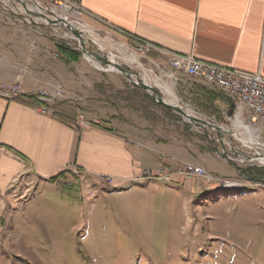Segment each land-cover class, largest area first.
Masks as SVG:
<instances>
[{
	"label": "rangeland",
	"instance_id": "374dc122",
	"mask_svg": "<svg viewBox=\"0 0 264 264\" xmlns=\"http://www.w3.org/2000/svg\"><path fill=\"white\" fill-rule=\"evenodd\" d=\"M56 41L55 109L63 104L69 108L76 131L78 113L99 120L100 128L110 131L100 116L129 127L132 121H151L160 142L170 137L171 145L180 147L183 141L182 149L188 152L150 154L156 166L141 175L148 181L128 187L112 188L117 180L111 175L90 174L94 186L76 183L77 176L71 173L65 182L77 187L68 198L58 188L54 191L50 182L35 184L23 198L18 192L13 205L8 202L13 198H3L0 264H264V164L260 161L264 151L240 142L254 140L246 129L242 131L241 122L230 116L221 126L220 113L213 112L215 124L230 133L221 136L223 143L209 141L204 129L156 105L122 74L109 71L112 66L100 70L99 62L87 60L81 49L73 50L76 40ZM58 47L80 52L78 61H67ZM116 56L123 69L139 72L146 83L162 91L165 101L185 109V94L179 96L178 83L171 80L164 63L144 58L131 63L126 51ZM260 128L253 134L264 145ZM196 149L205 153L199 160L202 166L191 163ZM187 165L201 167L206 174L186 176L182 172Z\"/></svg>",
	"mask_w": 264,
	"mask_h": 264
},
{
	"label": "crops",
	"instance_id": "0c3cea01",
	"mask_svg": "<svg viewBox=\"0 0 264 264\" xmlns=\"http://www.w3.org/2000/svg\"><path fill=\"white\" fill-rule=\"evenodd\" d=\"M80 3L118 29L157 47L220 67L250 74L260 72L264 77V0H80ZM88 23L98 26L94 21ZM45 31L37 23L28 24L22 16L0 7V84L20 82L26 95L38 89L55 92V42ZM176 88L180 97L185 94L187 104L183 108L189 112L198 110L199 113L193 114L204 121L215 124L212 114L218 111V124L223 126L234 115L232 101L214 86L182 78ZM176 88L173 87L174 91ZM59 106L60 115L73 119L65 104ZM99 119L113 131L99 128L79 132L30 106L0 99V200L13 198L8 200L13 205L18 192L22 191L19 198H23L35 184L45 186L47 182L56 191L57 183L62 181L59 176L65 172L75 174L76 183L94 186L90 174L111 175L118 185L112 188L128 187L148 181L141 175L143 170L156 166L150 154L188 152L182 149L183 141L179 142L180 147L172 146L170 137L160 142L151 121L142 124L132 121L129 127L126 123L108 121L105 116ZM214 136L212 132L209 136L205 133L209 141L219 139ZM194 152L191 163L202 166L200 161L205 153L198 149Z\"/></svg>",
	"mask_w": 264,
	"mask_h": 264
},
{
	"label": "built area",
	"instance_id": "2783aa9c",
	"mask_svg": "<svg viewBox=\"0 0 264 264\" xmlns=\"http://www.w3.org/2000/svg\"><path fill=\"white\" fill-rule=\"evenodd\" d=\"M0 7L5 11L22 16L28 24L35 22L47 29L48 32L45 31V34L49 33L54 42L57 39L58 41L76 40L78 45L71 46L73 50L81 48L78 39L68 27L77 31L84 39L87 52L92 53H85L86 59L92 63L99 62L98 67L100 70L105 71L109 68V66L105 68L106 65L101 64L100 60L115 61L118 58L116 55L119 51H126L130 53L133 59L131 63H136L141 58L152 63H164L167 74L174 83H178L182 78H185L214 86L232 101L234 106L233 117L235 120L237 119L236 122L240 121L243 124L244 128L240 127L243 132L246 127H249L257 135L255 132H259L260 127V130L264 129V77L260 72L245 73L232 68L202 62L191 55H181L167 51L128 34L92 14L81 5L80 0H0ZM88 20L96 22L98 26L89 24ZM61 28L63 32L60 35ZM152 54H156L159 60L150 59ZM53 57L57 58L58 53H53ZM138 66L140 65L138 64ZM136 74L145 82L139 72ZM26 96L32 97L37 102L33 109L39 114L44 116L55 114V92L51 93L45 89H38L33 94L26 95L20 82L14 85L0 84V99L16 102ZM74 124L79 131L100 128L99 120L89 117L86 113H78ZM254 134L253 137H256ZM248 139L241 138L240 142L245 146L251 145L264 151V145L258 141V137H256L257 144L254 145L249 143ZM217 141L221 142L222 140L219 138ZM222 153L229 154L225 149ZM225 159L232 161L229 155H226ZM260 161L264 164V157ZM182 173L186 176L196 177L204 176L206 171L198 166L187 165ZM108 184H111V182L106 185Z\"/></svg>",
	"mask_w": 264,
	"mask_h": 264
},
{
	"label": "water",
	"instance_id": "95a60500",
	"mask_svg": "<svg viewBox=\"0 0 264 264\" xmlns=\"http://www.w3.org/2000/svg\"><path fill=\"white\" fill-rule=\"evenodd\" d=\"M68 28L72 31L73 35L78 39L81 51L86 54H92L90 52H87L84 44V39L81 37V35L77 31L71 29L70 27ZM100 63L106 66H112L115 69V71L122 74L126 78V80L129 82L131 86L144 90L146 93H148L151 96L152 100L156 104L166 107L174 112H177L185 119H187L189 123H192L197 127L204 129L205 133L208 132L207 130H210L211 132H215L217 137L219 138H221V136H223L224 133L225 134L230 133L228 131H224L221 127L217 125L210 124L209 122H206L198 117L189 114L187 111L183 110L182 107L177 106L176 104L165 101L158 89L152 87L151 85L146 84L144 81L140 79V77L135 72H131L123 69L117 62L110 60H100ZM233 108L234 106L232 105V110ZM215 151L217 152L218 150L215 148ZM225 157L226 156H224V158Z\"/></svg>",
	"mask_w": 264,
	"mask_h": 264
},
{
	"label": "trees",
	"instance_id": "16d2710c",
	"mask_svg": "<svg viewBox=\"0 0 264 264\" xmlns=\"http://www.w3.org/2000/svg\"><path fill=\"white\" fill-rule=\"evenodd\" d=\"M58 50H59L60 53H62L65 56V58L67 59V61L77 62L78 59H79V57H80V55H81L80 52H78V51L72 52V51H69L68 49H63V48L62 49L61 48L59 49V47H58ZM155 57L156 56H154L152 54L150 56V59L156 60ZM17 102H19L21 104H24V105H27V106H30V107H34V106L37 105V102L32 97H30V96L23 97L20 100H18ZM156 105H158V104H156ZM161 107L164 108V109L169 110L166 107H163V106H161ZM54 110H55V114H54V117L55 118H58V119H60V120H62L64 122L68 123L69 125H72V120L73 119H65L64 116L60 115V113L56 109H54ZM70 174L71 173H69V172H65V173L61 174L59 176V178L62 181L57 183L58 184V190L60 191L62 197H64V198H68L70 196V193H71L73 187H77V186H74V185L72 187L71 185H68L65 182V181H68L67 179L69 178V175ZM76 178H74V179L76 180ZM56 179L57 178H55L54 180L56 181Z\"/></svg>",
	"mask_w": 264,
	"mask_h": 264
},
{
	"label": "bare ground",
	"instance_id": "6f19581e",
	"mask_svg": "<svg viewBox=\"0 0 264 264\" xmlns=\"http://www.w3.org/2000/svg\"><path fill=\"white\" fill-rule=\"evenodd\" d=\"M109 71H114V68L112 67V68H110V70ZM169 95L171 94L170 92L168 93ZM171 103V102H170ZM239 125H242L243 126V124H241V123H239ZM246 131H248V134L252 137L253 135V132H252V130H250V128H248V127H246ZM253 139L254 140H252V143L251 144H255L256 142H257V140L255 139V137H253ZM256 140V141H255ZM250 143V142H249ZM257 144V143H256Z\"/></svg>",
	"mask_w": 264,
	"mask_h": 264
}]
</instances>
